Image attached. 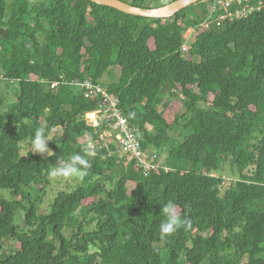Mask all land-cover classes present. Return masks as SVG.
Instances as JSON below:
<instances>
[{"label":"trees","instance_id":"1","mask_svg":"<svg viewBox=\"0 0 264 264\" xmlns=\"http://www.w3.org/2000/svg\"><path fill=\"white\" fill-rule=\"evenodd\" d=\"M207 1L157 19L89 0H14L8 15L0 0V79L19 87L13 102L0 95V191L10 197L0 195V264H264V0L184 49ZM114 69L110 93L143 149L167 153L164 166L126 165L88 124L98 101L76 85ZM169 84L185 98L173 123L159 108ZM53 125L63 136L50 156L30 153L36 128ZM77 153L88 160L81 183L46 205L50 167ZM168 201L192 226L162 237Z\"/></svg>","mask_w":264,"mask_h":264},{"label":"built area","instance_id":"2","mask_svg":"<svg viewBox=\"0 0 264 264\" xmlns=\"http://www.w3.org/2000/svg\"><path fill=\"white\" fill-rule=\"evenodd\" d=\"M207 6L209 13L206 19L192 30L190 38L184 44V49L190 46L191 40L195 37L197 31L210 28L213 21L226 24L246 18L260 11L263 1L208 0ZM76 86L84 89L88 98H94L98 101L97 109L88 114L86 119L103 145H108L109 141H114L117 144L118 151L112 153L113 155L125 159L126 165L132 160H136L145 170L165 165L167 156L162 163H160V158L166 152L158 153L155 149L146 151L143 149L140 138L132 130L128 118L120 108L119 99L110 93L106 84L86 81L84 84ZM88 144L94 146L93 142Z\"/></svg>","mask_w":264,"mask_h":264},{"label":"rangeland","instance_id":"3","mask_svg":"<svg viewBox=\"0 0 264 264\" xmlns=\"http://www.w3.org/2000/svg\"><path fill=\"white\" fill-rule=\"evenodd\" d=\"M7 3V14H11L12 10V4L14 0H5ZM165 4V0L156 1L152 4L154 8L163 6ZM120 78V70L114 69L111 73L107 74L103 80V83L107 86L110 83L117 82ZM18 83L17 82H5L0 79V95H3L7 98V101L13 102L16 93L18 91ZM81 87L76 86L75 91L79 93L81 91ZM162 101L160 102L159 108L160 110L165 114V117L169 123H173L175 118L177 116H180L184 110H185V98L181 93V88L179 84H169L163 89L162 93ZM150 130H153L151 126H149ZM188 133H184V137H187ZM82 143L87 142V137H81L79 138ZM181 140H183V136L180 137ZM167 153H164L163 156L160 158V163L163 162V160L166 158ZM157 164V163H156ZM224 176L226 178V182L229 183L231 178L228 175V171L224 173ZM82 176H73L70 178H56V179H50V185L46 189L47 197H45L46 205L49 204L54 200L56 197V194L60 191H63L65 189L71 191L73 188H75L78 184L81 183ZM4 195L7 198L9 197V193L6 191H0V195ZM67 237L70 239H73L74 232L73 230H67L66 231ZM14 240L10 242H5L3 245V251L10 255L12 253V247L15 245Z\"/></svg>","mask_w":264,"mask_h":264},{"label":"clouds","instance_id":"4","mask_svg":"<svg viewBox=\"0 0 264 264\" xmlns=\"http://www.w3.org/2000/svg\"><path fill=\"white\" fill-rule=\"evenodd\" d=\"M130 118L135 117V113H129ZM62 126L53 125L48 129L38 127L34 131L33 137L29 144V152L43 156L47 153L50 156L52 153L48 147L50 141H55L54 136L59 139L63 136L60 129ZM87 154H93V145L89 144L84 150ZM23 157V153H21ZM88 167V160L80 154H72L67 162L61 158L57 160L55 166L50 167V179L56 178H70L73 176H83L85 173L83 169ZM162 222L159 225L161 236H169L174 234L180 228L188 230L191 228V221L189 219H181L177 212V205L173 201H168L161 205Z\"/></svg>","mask_w":264,"mask_h":264},{"label":"water","instance_id":"5","mask_svg":"<svg viewBox=\"0 0 264 264\" xmlns=\"http://www.w3.org/2000/svg\"><path fill=\"white\" fill-rule=\"evenodd\" d=\"M93 3L117 9L128 15L139 17L171 19L175 14L203 0H176L157 8H144L131 5L123 0H89Z\"/></svg>","mask_w":264,"mask_h":264}]
</instances>
